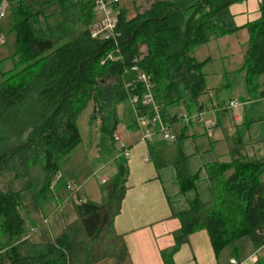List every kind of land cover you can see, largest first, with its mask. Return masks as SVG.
I'll return each mask as SVG.
<instances>
[{
	"label": "trees",
	"instance_id": "trees-1",
	"mask_svg": "<svg viewBox=\"0 0 264 264\" xmlns=\"http://www.w3.org/2000/svg\"><path fill=\"white\" fill-rule=\"evenodd\" d=\"M6 1L17 41L8 57L12 67L5 70L0 61V177H27L31 165L40 162L45 173L41 193L50 189L62 163L81 142L76 120L81 109L90 100L101 113L110 106L105 79H119L115 102L128 98L125 82L135 78V60L152 76L157 103L168 121L178 117L170 116L168 106L194 104L206 88L203 67L210 58H195V46L247 28L243 68L251 77L264 75V0L259 16L241 25L234 21L231 7L246 0H146L147 6H136L129 20L115 5L114 40L91 36L98 22L95 0H63L56 19L45 26L22 0ZM110 52L120 58L104 63ZM107 121L105 115L104 127ZM108 132L114 140V128ZM122 160L118 173L102 182L101 200L79 197L76 220L52 242L31 240L20 192L0 188V264H96L126 252L124 235L114 227L127 189ZM205 168L210 199L196 196L179 214L182 226L174 233L175 245L162 251L168 264L178 247L200 229L208 231L218 251L246 235L257 250L264 244V159L240 157L231 165ZM228 168L234 169L230 175ZM177 171L182 191L194 188L197 175L181 162ZM61 182L67 186V181Z\"/></svg>",
	"mask_w": 264,
	"mask_h": 264
},
{
	"label": "crops",
	"instance_id": "crops-1",
	"mask_svg": "<svg viewBox=\"0 0 264 264\" xmlns=\"http://www.w3.org/2000/svg\"><path fill=\"white\" fill-rule=\"evenodd\" d=\"M36 1V4L42 3L40 0ZM139 5L146 7V0H118V7L127 20L136 15V6ZM243 13L249 17L246 21L260 14L248 9ZM97 16L99 19L98 14ZM8 57L0 58V61L8 62ZM243 63L238 69L221 73L223 87L228 90L239 87L238 92L235 90L225 99L220 96L214 99L212 95L211 100L202 97V93L196 103L189 106L184 102L168 106L172 117L212 109L210 104L215 101L238 99L246 102L239 108L209 114V117L216 116V124L211 134L206 132L202 124L190 122L174 126L178 133L177 141H167L157 134L151 141L145 142L141 139V132L136 124V109L132 113L131 123L126 126V144L130 154L128 158L120 159L127 170V189L120 212L114 219V227L118 233L124 235L127 250L117 257L106 258L96 264H168L162 251L175 245L174 233L182 226L179 214L189 207L190 200L196 196L203 201L210 199L205 167L212 164L231 165L235 158L240 157L248 161L264 159V75L249 76ZM95 111L100 115L98 107ZM107 127L110 126L106 125L105 128ZM117 127L118 121L109 130L114 128L113 133L123 140V134ZM236 148L233 154L232 150ZM180 162L186 164L190 174L197 175L194 188L188 191L181 189L177 171V164ZM233 171V168H228L226 175ZM7 175L14 177L13 174ZM110 178L101 176L100 184L102 185L103 179ZM63 179L77 182L76 177L69 173L63 174ZM101 185L97 192L80 185L79 197L82 200L99 202L102 198ZM64 186L65 183L59 181L57 187L50 186L45 193H41L42 187L35 204L30 203L31 197L26 199L27 204L22 203L27 224L32 229L33 242H52L68 224L76 220V203L71 196L67 198ZM200 186H203L202 190ZM58 188L62 189L61 195L57 192ZM21 196L24 200L22 194ZM233 259L238 264H255L258 260L264 262V244L257 250L252 238L246 235L218 251L213 246L208 231L200 229L190 234L187 241L178 247L171 256L170 264H233Z\"/></svg>",
	"mask_w": 264,
	"mask_h": 264
},
{
	"label": "rangeland",
	"instance_id": "rangeland-1",
	"mask_svg": "<svg viewBox=\"0 0 264 264\" xmlns=\"http://www.w3.org/2000/svg\"><path fill=\"white\" fill-rule=\"evenodd\" d=\"M63 0H40L41 4H36V0H23L24 4L30 6V12L37 15L38 20L42 25L47 22H53L60 10V5ZM148 3V2H147ZM36 4V5H34ZM261 1L259 0H246L245 2L235 3L231 7L234 14V21L237 25L243 24L247 18L243 12L244 10L260 11ZM147 5V4H146ZM8 3L4 6L6 16L0 21V58L8 57L14 54L16 50L17 32L13 29V21L11 16V9ZM45 26V25H44ZM249 40V32L247 28H240L238 31L221 37L217 40L210 41L209 43L195 46L194 55L199 60L210 58L207 64L203 67L205 73L206 88L202 97L211 100L213 95L214 99L217 96L227 98L239 87L228 90L223 87L222 72L230 69H238L242 66L243 58ZM5 41V44H4ZM9 62V63H8ZM5 61L2 64L5 70H9L13 65V60ZM8 63V64H7ZM239 79V77L237 78ZM104 87L110 94V106L105 109L103 113L99 108V113L95 111L96 107L93 100L86 104L77 116V125L81 134V144L69 156V159L62 164L59 173L61 176L55 175L51 182V186L57 187L60 180L63 179V174H71L76 177V183L85 186V188L95 189L98 191L101 176L105 175L108 178L114 176L117 172L120 152L123 150L119 142H114L108 132L112 127L113 122L118 121L117 129L123 134V144L127 148V125L131 123L132 113H135L134 105L127 99H120L115 102L114 96L118 88L117 78H106ZM229 80V78H227ZM231 81V79L229 80ZM225 83V82H224ZM242 84V83H241ZM162 88L163 85L159 84ZM218 89V91H217ZM216 103V101L214 102ZM210 104V107L214 105ZM106 115L108 121L106 125L110 126L105 128L102 126V118ZM181 116V115H180ZM210 118L216 122V116L210 115ZM105 125V126H106ZM175 133L178 135L177 130ZM177 141V140H175ZM174 142V141H170ZM128 156L123 158L126 159ZM45 184V173L43 166L40 162L34 163L29 169V176L22 178H15L12 175H5L0 177V188L6 192H20L23 195L22 203L27 204L26 199L31 197L30 203L35 204L38 193ZM63 188V187H62ZM203 189V186L201 187ZM64 189L67 191V198H70V190L65 185ZM57 191L59 195L61 188ZM63 198V197H62ZM33 207V206H30Z\"/></svg>",
	"mask_w": 264,
	"mask_h": 264
},
{
	"label": "built area",
	"instance_id": "built-area-1",
	"mask_svg": "<svg viewBox=\"0 0 264 264\" xmlns=\"http://www.w3.org/2000/svg\"><path fill=\"white\" fill-rule=\"evenodd\" d=\"M6 4L7 1L4 0L0 6V21L6 16V13H4V6ZM115 5L118 6V0H95V7L99 19L91 28L92 37L104 40H114L117 37L118 19L116 9H114ZM119 58L116 52H110L103 62L105 63L107 60L114 61ZM131 71L135 73V78L132 81L125 82V87L128 90V100L131 101V104L136 109V124L141 132V139L145 142L151 141L157 134L167 141H175L178 137L175 130H173L174 126L190 122L202 124L209 134L216 124L209 117V114H216L217 112L227 111L236 107L239 108V106L246 103L238 99H233L228 102H216L212 109L199 110L195 113H185L173 121H168L162 113L161 106L157 103L152 76L141 71L136 60L131 66ZM114 141L119 142L123 149L119 156L125 157L130 154L129 149L125 147L118 135L114 134ZM57 175L61 176L60 173ZM104 181L103 179L102 182ZM67 187L71 190L70 196L72 199L76 202L81 201L79 198L81 186L74 181H70L67 183ZM232 263L238 264L235 259L232 260Z\"/></svg>",
	"mask_w": 264,
	"mask_h": 264
}]
</instances>
